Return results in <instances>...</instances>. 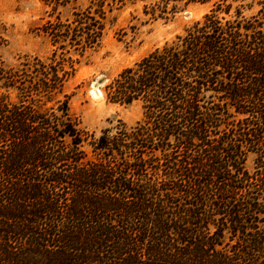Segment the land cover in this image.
I'll return each mask as SVG.
<instances>
[{
    "label": "trees",
    "instance_id": "1",
    "mask_svg": "<svg viewBox=\"0 0 264 264\" xmlns=\"http://www.w3.org/2000/svg\"><path fill=\"white\" fill-rule=\"evenodd\" d=\"M131 1L171 21L213 0ZM111 3L49 21L47 60L0 62V264H264V0H219L125 68L107 98L143 118L96 137L65 88Z\"/></svg>",
    "mask_w": 264,
    "mask_h": 264
},
{
    "label": "rangeland",
    "instance_id": "2",
    "mask_svg": "<svg viewBox=\"0 0 264 264\" xmlns=\"http://www.w3.org/2000/svg\"><path fill=\"white\" fill-rule=\"evenodd\" d=\"M106 7L105 35L94 49L71 51L75 74L66 83L65 94L70 96L71 113L83 131L101 135L123 122L135 126L143 118L140 102L122 105L110 102L105 88L127 67H131L153 50L171 43L183 35L194 22L211 12L215 2L179 5L171 21L144 12L143 2L124 0ZM91 0L72 1L66 6H55L45 0H0V62L6 67H17L26 58L47 60L57 49L45 36L44 26L59 16L63 21L73 19V13L86 10ZM246 11L249 16L256 13ZM224 15V14H222ZM221 15V16H222ZM60 99H65L60 96ZM91 153V147L85 144ZM253 155L247 161L253 169Z\"/></svg>",
    "mask_w": 264,
    "mask_h": 264
}]
</instances>
